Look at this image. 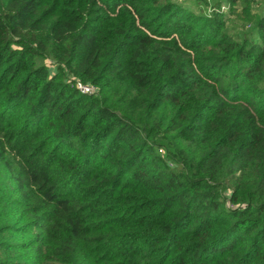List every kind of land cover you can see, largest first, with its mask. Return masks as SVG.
I'll list each match as a JSON object with an SVG mask.
<instances>
[{
  "label": "trees",
  "instance_id": "1",
  "mask_svg": "<svg viewBox=\"0 0 264 264\" xmlns=\"http://www.w3.org/2000/svg\"><path fill=\"white\" fill-rule=\"evenodd\" d=\"M0 264H264V0H0Z\"/></svg>",
  "mask_w": 264,
  "mask_h": 264
},
{
  "label": "built area",
  "instance_id": "2",
  "mask_svg": "<svg viewBox=\"0 0 264 264\" xmlns=\"http://www.w3.org/2000/svg\"><path fill=\"white\" fill-rule=\"evenodd\" d=\"M77 87L82 93H85V94L95 93L97 90L96 87L89 85V84L82 83L81 81L77 82Z\"/></svg>",
  "mask_w": 264,
  "mask_h": 264
},
{
  "label": "rangeland",
  "instance_id": "3",
  "mask_svg": "<svg viewBox=\"0 0 264 264\" xmlns=\"http://www.w3.org/2000/svg\"><path fill=\"white\" fill-rule=\"evenodd\" d=\"M180 1L186 2L187 0H180ZM46 64L49 65V67L51 68V71H52L53 74L58 71L59 64L57 62H55L54 60H52L50 58H47L46 59ZM67 75L66 76H67L68 80L73 79L72 74H67Z\"/></svg>",
  "mask_w": 264,
  "mask_h": 264
}]
</instances>
